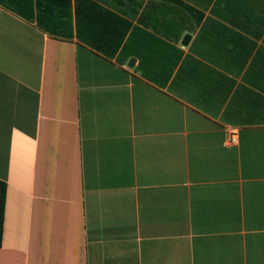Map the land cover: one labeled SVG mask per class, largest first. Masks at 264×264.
Instances as JSON below:
<instances>
[{"label": "crops", "instance_id": "1", "mask_svg": "<svg viewBox=\"0 0 264 264\" xmlns=\"http://www.w3.org/2000/svg\"><path fill=\"white\" fill-rule=\"evenodd\" d=\"M0 180V264H264V0H0Z\"/></svg>", "mask_w": 264, "mask_h": 264}, {"label": "trees", "instance_id": "2", "mask_svg": "<svg viewBox=\"0 0 264 264\" xmlns=\"http://www.w3.org/2000/svg\"><path fill=\"white\" fill-rule=\"evenodd\" d=\"M6 194L7 184L0 180V246L2 245L3 241Z\"/></svg>", "mask_w": 264, "mask_h": 264}, {"label": "built area", "instance_id": "3", "mask_svg": "<svg viewBox=\"0 0 264 264\" xmlns=\"http://www.w3.org/2000/svg\"><path fill=\"white\" fill-rule=\"evenodd\" d=\"M226 142L229 145H236L238 143V132L234 129H229L226 137Z\"/></svg>", "mask_w": 264, "mask_h": 264}, {"label": "water", "instance_id": "4", "mask_svg": "<svg viewBox=\"0 0 264 264\" xmlns=\"http://www.w3.org/2000/svg\"><path fill=\"white\" fill-rule=\"evenodd\" d=\"M189 41H190V36L187 35V36L185 37L184 41H183V44L186 45V44L189 43Z\"/></svg>", "mask_w": 264, "mask_h": 264}]
</instances>
